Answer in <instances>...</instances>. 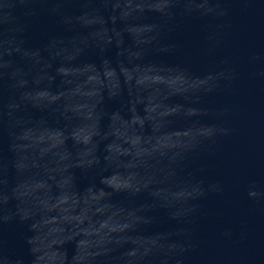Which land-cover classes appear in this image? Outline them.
<instances>
[{
    "label": "water",
    "instance_id": "water-1",
    "mask_svg": "<svg viewBox=\"0 0 264 264\" xmlns=\"http://www.w3.org/2000/svg\"><path fill=\"white\" fill-rule=\"evenodd\" d=\"M0 264H264V0H0Z\"/></svg>",
    "mask_w": 264,
    "mask_h": 264
}]
</instances>
